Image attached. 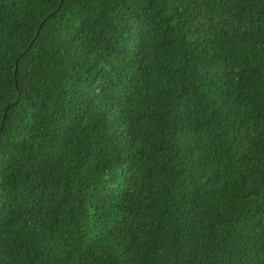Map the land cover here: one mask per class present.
<instances>
[{"label": "trees", "instance_id": "1", "mask_svg": "<svg viewBox=\"0 0 264 264\" xmlns=\"http://www.w3.org/2000/svg\"><path fill=\"white\" fill-rule=\"evenodd\" d=\"M0 264H264V0H0Z\"/></svg>", "mask_w": 264, "mask_h": 264}, {"label": "water", "instance_id": "2", "mask_svg": "<svg viewBox=\"0 0 264 264\" xmlns=\"http://www.w3.org/2000/svg\"><path fill=\"white\" fill-rule=\"evenodd\" d=\"M43 26V23L41 24V27Z\"/></svg>", "mask_w": 264, "mask_h": 264}]
</instances>
